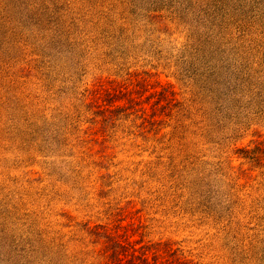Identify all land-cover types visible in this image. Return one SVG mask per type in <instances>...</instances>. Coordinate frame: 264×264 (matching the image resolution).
I'll return each mask as SVG.
<instances>
[{"label":"rangeland","instance_id":"1","mask_svg":"<svg viewBox=\"0 0 264 264\" xmlns=\"http://www.w3.org/2000/svg\"><path fill=\"white\" fill-rule=\"evenodd\" d=\"M101 254L264 264V0H0V264Z\"/></svg>","mask_w":264,"mask_h":264},{"label":"trees","instance_id":"2","mask_svg":"<svg viewBox=\"0 0 264 264\" xmlns=\"http://www.w3.org/2000/svg\"><path fill=\"white\" fill-rule=\"evenodd\" d=\"M54 137H50V140L51 141H53L54 142ZM120 246V244H117V245H115V246H112V247H110V249L112 250V253H110L109 255H110V258H113L114 257V255H117V254H114L115 253V250L113 249L114 247H119ZM106 247H107V245H106ZM106 247H105V249H106ZM122 247V246H121ZM107 252V251H106ZM134 252V251H133ZM102 255V254H101ZM105 255L106 254H103L102 255V257H103V259H104V262H103V264H109L108 262H107V260H106V258L107 257H105ZM113 255V256H112ZM118 256V255H117ZM118 258V257H117ZM132 258L133 259H136V258H138V257H136L135 255H134V253H132ZM113 260V259H112ZM137 264V263H136Z\"/></svg>","mask_w":264,"mask_h":264}]
</instances>
